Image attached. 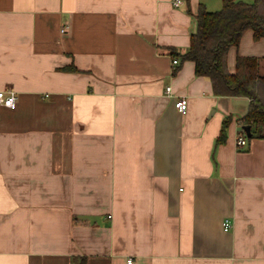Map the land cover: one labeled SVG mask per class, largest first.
Listing matches in <instances>:
<instances>
[{
	"label": "crops",
	"instance_id": "obj_1",
	"mask_svg": "<svg viewBox=\"0 0 264 264\" xmlns=\"http://www.w3.org/2000/svg\"><path fill=\"white\" fill-rule=\"evenodd\" d=\"M173 1L0 0L18 98L0 106V264H264V139L237 145L250 100L181 57L222 0Z\"/></svg>",
	"mask_w": 264,
	"mask_h": 264
},
{
	"label": "trees",
	"instance_id": "obj_2",
	"mask_svg": "<svg viewBox=\"0 0 264 264\" xmlns=\"http://www.w3.org/2000/svg\"><path fill=\"white\" fill-rule=\"evenodd\" d=\"M195 18L197 31L182 60L194 62L196 76L209 79L216 96L249 99L241 125L252 128V138L247 141L264 139V59L238 56L234 71L229 68L230 51L239 48L247 31L253 32L255 41L264 39V0H222V8L214 12L200 5ZM171 55L180 56L174 50ZM227 128L228 120L218 144L226 141Z\"/></svg>",
	"mask_w": 264,
	"mask_h": 264
},
{
	"label": "built area",
	"instance_id": "obj_3",
	"mask_svg": "<svg viewBox=\"0 0 264 264\" xmlns=\"http://www.w3.org/2000/svg\"><path fill=\"white\" fill-rule=\"evenodd\" d=\"M182 4H183L182 0H174L173 1V5L177 8L180 7ZM67 31H68V27L64 26L61 30V33L65 34V33H67ZM173 64L178 65L179 61L177 59H175L173 61ZM172 93H173L172 88L168 87L166 90V94L168 96H170V95H172ZM17 99H18L17 95L13 91H8V92L1 91L0 92V106H4L6 108L13 109V108H15V106L17 104ZM175 106L180 112L185 113L187 108H188V101L185 98H182L181 100L176 102ZM247 144H248V141L244 137H240L237 141V145L239 148H243V147L247 146ZM232 227H233L232 221L230 219L225 220V222L223 223L224 230L226 232H229L232 229ZM128 263L132 264V260H129Z\"/></svg>",
	"mask_w": 264,
	"mask_h": 264
},
{
	"label": "water",
	"instance_id": "obj_4",
	"mask_svg": "<svg viewBox=\"0 0 264 264\" xmlns=\"http://www.w3.org/2000/svg\"><path fill=\"white\" fill-rule=\"evenodd\" d=\"M251 126L246 125L243 127L244 132L246 133L247 138H252Z\"/></svg>",
	"mask_w": 264,
	"mask_h": 264
},
{
	"label": "rangeland",
	"instance_id": "obj_5",
	"mask_svg": "<svg viewBox=\"0 0 264 264\" xmlns=\"http://www.w3.org/2000/svg\"><path fill=\"white\" fill-rule=\"evenodd\" d=\"M218 11V10H217Z\"/></svg>",
	"mask_w": 264,
	"mask_h": 264
}]
</instances>
